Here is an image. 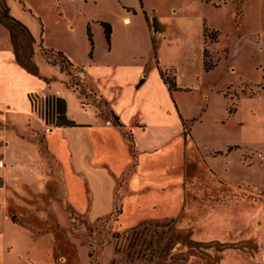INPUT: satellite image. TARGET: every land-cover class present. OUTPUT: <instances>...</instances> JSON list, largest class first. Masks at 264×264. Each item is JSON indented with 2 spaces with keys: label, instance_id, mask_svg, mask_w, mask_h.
I'll use <instances>...</instances> for the list:
<instances>
[{
  "label": "crops",
  "instance_id": "1",
  "mask_svg": "<svg viewBox=\"0 0 264 264\" xmlns=\"http://www.w3.org/2000/svg\"><path fill=\"white\" fill-rule=\"evenodd\" d=\"M122 4L135 13L123 8L121 20L112 21L110 49H93L88 62H79L64 51L82 70L80 74L89 84V92L103 98L120 117V126L108 120L97 106L82 103L80 92L67 84L71 74L61 65L50 63L43 54L38 58L41 43L36 35L34 61L39 73L33 74L21 66L10 32L0 23V116L17 114L24 125L29 121L45 136L41 154L39 144L29 143L19 134L10 139L6 129L0 130V159L5 162L0 166V202L7 198L13 172L26 170L42 182L45 178L58 183L67 204L95 220L114 212L117 188L124 181L120 222L125 228H134L150 219L173 217L186 206L183 183L193 166L208 164L225 176L215 161H220L226 171L233 156H237L241 171L244 153L253 151L255 159L257 151L264 148V61L255 60L252 49H239L244 60L250 59L255 68L254 76L247 74L236 60V49L221 39L209 46L208 51L217 58L213 60L215 66L207 69L205 10L192 18L195 10L192 4H185L172 7L170 15L164 16L145 4L126 0ZM10 8L12 15L18 17ZM143 11L155 20V28ZM208 25L221 36L226 33L227 38L233 37V29L240 27L233 25L223 30L219 23ZM234 32L239 43L261 34H245L241 27ZM143 44L152 49H144ZM170 70H174V90L161 73ZM31 95H38V101L47 96L65 99L66 115L77 125L47 124L33 111ZM125 131L131 138L125 136ZM28 144L37 146L39 156L56 163L55 173L45 174L37 160L27 158L18 147ZM164 204L176 206L175 213H160ZM148 207L152 211L142 214L136 225H126L124 216L128 211L140 214ZM4 226L0 251H6L9 244L8 230L18 224L7 218ZM28 251L18 256V262L25 264L23 257Z\"/></svg>",
  "mask_w": 264,
  "mask_h": 264
},
{
  "label": "rangeland",
  "instance_id": "2",
  "mask_svg": "<svg viewBox=\"0 0 264 264\" xmlns=\"http://www.w3.org/2000/svg\"><path fill=\"white\" fill-rule=\"evenodd\" d=\"M8 1L19 15L14 16L19 20L23 18L21 21L38 37V43H41L37 48L39 59L43 57L42 48L45 47L67 51L79 62H88L93 49H110L111 38L109 42L102 22L111 24L112 35V21L121 20L123 8L127 9L122 0ZM126 1L145 4L164 16L170 15L172 7L192 4V10H195L192 18L199 17L205 10L207 27L214 22L221 24L223 30L237 25L245 34L261 33L256 39L243 37L239 43L238 39L235 41L234 32L240 29L238 27L233 29V37L219 34L217 41L223 39L226 45L236 49V60L249 75H255V68L250 59L244 60L245 55L239 49H252L255 60L264 61V0ZM130 11L135 13L134 9ZM22 38L26 43L27 38ZM212 43L215 42L206 41V48L210 49ZM143 46L152 49L149 44ZM221 47L227 50L225 46ZM209 53L216 60L217 55ZM72 74L75 79V73ZM79 75L84 81L86 105L104 102L97 94L92 97L89 84ZM168 77L173 79L174 70L168 72ZM53 83L57 85L58 82ZM36 102L42 107V101ZM102 108L106 110L109 106ZM33 111L45 120L37 107H33ZM25 124L17 114L10 113L8 118L0 116V130L6 129L10 139L19 134L25 141L39 144L42 154L43 130L33 128L29 121ZM18 147L26 152L27 158H35L45 174L56 172V163L44 155L39 156L37 146ZM257 152L255 159L253 151L244 153L241 171L237 156H233L226 171L220 161H215L217 169L226 177L208 164L193 166L183 183L186 206L173 217L150 219L134 231L132 227H123L121 215L118 216L115 210L112 215L101 216L100 220H90L67 204L58 183L45 178L42 182L33 172L22 170L18 173L16 170L9 178L7 198L0 202V233L5 231L7 218L18 227L8 230L9 244L6 251H0V264H22L18 262V256H23L28 249L23 257L25 264H167L182 261L185 254L189 259L184 264H264V148ZM124 184L121 181L118 185L119 197H122ZM149 211L152 210L148 207L137 214L131 209L125 214L124 222L136 225L142 214ZM159 211L173 215L176 206L166 204ZM32 245L35 247L29 248Z\"/></svg>",
  "mask_w": 264,
  "mask_h": 264
},
{
  "label": "trees",
  "instance_id": "3",
  "mask_svg": "<svg viewBox=\"0 0 264 264\" xmlns=\"http://www.w3.org/2000/svg\"><path fill=\"white\" fill-rule=\"evenodd\" d=\"M128 10H132L130 7H126ZM146 19L151 25V27H156L155 20H152L148 13L145 11ZM0 23L4 25L10 32L11 35V41L14 47V52L16 55L17 62L23 66L25 69H27L29 72L33 74H38L39 69L37 64L34 61V55H35V43L36 39L34 35L32 34L31 30L28 28L26 24H24L21 20L16 18L11 13V8L7 2V0H0ZM103 27L105 28V34L107 40L110 42L111 38V32H112V26L108 22H102ZM220 32L213 30L209 27H205V37L206 41L209 39L211 41L217 42ZM22 37H26L27 42L24 43V39ZM89 37L92 42V36L89 31ZM93 44V42H92ZM42 53L45 55L49 62L51 63H59L61 65L62 70L67 71L71 74V79L67 82L68 86L75 88L78 90L81 94V97L83 98L82 103L86 105L87 103L84 101L86 98L84 95L86 93L85 88H83L82 83L84 81L80 77L81 69H78L74 66L73 62L70 60V58L63 52L59 50H53L43 47ZM154 55L157 57V46L154 41ZM205 66L207 69H211L215 66V62L210 56V53L208 49H205ZM75 73L76 78L72 79V73ZM162 76L165 80V82L169 85L171 90L176 89V83L175 79H169L168 72L161 71ZM143 80H141L140 83H142ZM96 94H93V98H95ZM40 98L38 95H31V99L33 101L34 107H37L42 114V117L45 119L47 124H52L55 126H73L77 125L74 121L70 120L66 115V101L63 98L55 97V96H47L44 99H40L42 101V107H40L41 104L38 106L37 99ZM96 99H94L95 101ZM37 104V106H36ZM95 106L101 110V112L105 115V117L113 122V124L120 126V117L109 107L106 110L102 107L105 105L108 107L107 102H103L100 100L98 103H93ZM125 136L128 138H131L130 133L128 131H125ZM116 214L119 216L122 212V208L120 205V197H117V206L115 209ZM114 213V212H113ZM112 213V214H113ZM110 214V215H112ZM108 215V217L110 216ZM107 217V218H108ZM98 218V220H100ZM13 220L15 221L14 217ZM142 225V224H141ZM145 225V224H143ZM139 226L132 228L131 230H136ZM192 240V239H190ZM182 261H175L167 264H184L188 261L189 257L188 255H184L183 258H181Z\"/></svg>",
  "mask_w": 264,
  "mask_h": 264
},
{
  "label": "built area",
  "instance_id": "4",
  "mask_svg": "<svg viewBox=\"0 0 264 264\" xmlns=\"http://www.w3.org/2000/svg\"><path fill=\"white\" fill-rule=\"evenodd\" d=\"M3 165H4V160L1 159V160H0V166H3Z\"/></svg>",
  "mask_w": 264,
  "mask_h": 264
}]
</instances>
